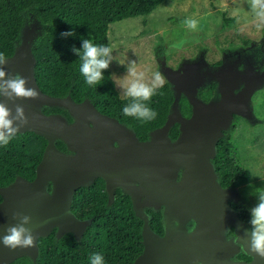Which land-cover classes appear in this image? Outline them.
Masks as SVG:
<instances>
[{
  "label": "water",
  "instance_id": "95a60500",
  "mask_svg": "<svg viewBox=\"0 0 264 264\" xmlns=\"http://www.w3.org/2000/svg\"><path fill=\"white\" fill-rule=\"evenodd\" d=\"M34 23L25 24L14 52L6 57L8 71L28 77V86L35 88L39 97L7 101V105L13 114L16 104L24 107L28 122L17 132L31 131L48 142L32 180L17 175L11 184L0 186V226L16 223L12 219L14 212L28 214L36 223H47L34 229V245L30 248L10 250L0 244V264H9L24 255L35 259L38 239L54 228L57 237L70 232L79 239L92 218L82 219L73 213L74 193L78 187L90 185L98 175L106 180L108 204L115 199V188L122 186L131 198L135 214L143 221V249L132 264H264V259L250 252L246 242L250 228L240 221L229 203L238 201L236 193L220 185L211 162L216 143L234 115L251 117L249 100L262 85L264 71L248 70L238 92L235 89L239 75L232 66L215 72L220 97L208 102L197 96L198 88L204 84L198 65L169 71L174 104L162 126L151 131L150 140L139 142L130 128L100 112L90 100L75 101L70 95L52 96L41 90L34 75ZM181 92L192 107L188 118L176 104ZM43 105L66 108L74 121L68 123L60 114L43 113ZM176 122L180 132L171 142L168 132ZM121 137H127L129 142L111 148L109 143L117 139L120 142ZM56 139L76 153L58 149ZM180 168L184 170L177 179ZM162 205L164 231L159 234L151 228L145 209H159ZM190 220L194 225L188 229ZM232 226L250 260L231 259L239 252V246L225 240L224 232Z\"/></svg>",
  "mask_w": 264,
  "mask_h": 264
},
{
  "label": "trees",
  "instance_id": "16d2710c",
  "mask_svg": "<svg viewBox=\"0 0 264 264\" xmlns=\"http://www.w3.org/2000/svg\"><path fill=\"white\" fill-rule=\"evenodd\" d=\"M167 0H0V52L9 56L20 41L21 30L25 24L38 22L41 34L36 38L32 51L36 57L34 75L42 91L52 96L70 95L75 101L88 99L102 113L116 118L130 128L138 139L147 140L150 133L165 122L174 104L175 94L170 82L158 90L152 97L150 107L156 110L157 117L144 121L125 116L122 109L130 99L121 95L111 77L110 69L104 71V80L96 86H89L80 72L81 60L72 51L80 49L84 39L94 43L109 45V29L114 22L131 17H142L152 12ZM226 25L235 20L225 16ZM71 31V36L63 37L62 32ZM257 57L256 65L264 71V53L260 49L252 50ZM261 61V62H260ZM215 83L211 81L204 89L198 90V96L205 101L215 97ZM180 112L189 116L191 104L184 94L176 101ZM46 113L66 111L57 106H45ZM179 133L178 123L169 130V136L175 139ZM47 140L31 131L16 132L7 145L0 144V186L11 184L17 175L32 180L35 168L41 159ZM229 134L217 143L216 155L212 163L218 173V181L231 186L233 180L232 157L229 149L232 145ZM58 148L66 150L61 140ZM229 150V151H228ZM228 157V160L227 158ZM221 163L226 167L220 173ZM104 180L97 177L90 185L76 189L71 209L79 218H92L79 239L67 232L56 236L54 228L50 234L38 239V255L35 259L24 255L9 264H91L94 253L104 257V264H132L143 249L142 224L132 207L130 197L121 189H116L115 199L108 204L104 189ZM1 200V196H0ZM240 221L248 228L250 211L241 201L232 202ZM151 228L163 234L164 222L161 210L147 208ZM232 232V228L230 232ZM235 260H250L251 256L239 252Z\"/></svg>",
  "mask_w": 264,
  "mask_h": 264
},
{
  "label": "rangeland",
  "instance_id": "374dc122",
  "mask_svg": "<svg viewBox=\"0 0 264 264\" xmlns=\"http://www.w3.org/2000/svg\"><path fill=\"white\" fill-rule=\"evenodd\" d=\"M223 12L235 22L226 25ZM186 19L197 21L195 30L185 25ZM34 24L36 34L31 46L42 28L40 23ZM109 42L113 48L109 69L121 95L124 94L119 85L129 61H135L147 77L159 71L168 82L169 71L188 64L198 65L204 84L214 81V73L227 66H232L243 81L248 70L256 71L251 67L250 50L260 49L264 53V23L252 12L250 0H167L145 16L112 23ZM249 106L250 118L234 115L223 131L232 138L233 146L228 151L234 166L232 187L220 185L234 190L250 211L258 203L256 190H264V81L254 90ZM223 164L219 166L220 173L227 170ZM234 228L232 233L224 232V239L232 240L239 251L246 253Z\"/></svg>",
  "mask_w": 264,
  "mask_h": 264
},
{
  "label": "clouds",
  "instance_id": "9594fccd",
  "mask_svg": "<svg viewBox=\"0 0 264 264\" xmlns=\"http://www.w3.org/2000/svg\"><path fill=\"white\" fill-rule=\"evenodd\" d=\"M250 8L257 19L264 23V0H250ZM185 25L195 30L197 21L186 19ZM74 33L62 32L61 36L67 37ZM72 51L80 58V72L89 86H96L104 80V71L113 60V48L110 45L94 43L92 39H84L80 49L73 47ZM8 58L0 52V144L7 145L20 127L28 122L24 107L15 105V114L8 107L7 101L16 99H37L39 92L28 86V77L19 73L9 72L7 69ZM165 76L156 71L147 77L145 71L138 69L135 61H129L126 75L119 85L123 94L130 99L122 112L125 116L135 117L144 121L154 120L158 113L150 107V102L158 90L166 84ZM258 203L250 210V231H247V243L250 252L264 259V190H256ZM12 219L16 221L7 227L0 226V244L10 250L17 248H30L34 245V229L42 226L47 221L36 223L33 218L21 212H14ZM91 264H104V257L94 253ZM199 264V261L196 262Z\"/></svg>",
  "mask_w": 264,
  "mask_h": 264
},
{
  "label": "flooded vegetation",
  "instance_id": "af4514ba",
  "mask_svg": "<svg viewBox=\"0 0 264 264\" xmlns=\"http://www.w3.org/2000/svg\"><path fill=\"white\" fill-rule=\"evenodd\" d=\"M252 50H250V52H251ZM256 56L254 55V53H252L251 52V57H250V59H251V64L253 65V66H251V67H253L255 70H259V71H262V68H260L259 67V65H256V64H254V63H257L256 61ZM261 62V61H260ZM214 83H215V87H216V89H215V97H214V99L213 100H216V99H218L219 97H220V91H219V87H218V85H219V82L217 81V80H214L213 81ZM210 82H208L207 84H203L202 86H200V90L201 89H204V87L205 86H207L208 84H209ZM243 85H244V80L242 81V79L239 77V80H238V84H237V87L236 88H239V89H241L242 87H243ZM198 89V90H199ZM237 91V90H236ZM44 92V91H43ZM238 92V91H237ZM197 96H198V91H197ZM199 97V96H198ZM201 100H203L201 97H199ZM204 102H208V101H205V100H203ZM94 105V104H93ZM45 106H48V105H43V107H42V111H43V113H45V114H55V112H49V113H46L44 110H43V108L45 107ZM57 107H59V106H57ZM62 109H64L65 111H66V114H61V113H57L56 112V114H60L61 116H63L67 121H68V123H71L72 121H74V118L72 117V116H70V114H69V111L66 109V108H64V107H61ZM191 114H192V107H191V113H190V115L189 116H185V115H183L184 117H190L191 116ZM177 123V122H176ZM175 124V123H174ZM173 124V125H174ZM172 125V126H173ZM90 126L91 127H93L94 125H93V123L92 122H90ZM171 126V127H172ZM179 126H180V124L178 123V128H179ZM170 127V128H171ZM170 130V129H169ZM179 132H180V130H179ZM178 135H179V133H178ZM178 135H177V137H178ZM168 136H169V132H168ZM176 137V138H177ZM223 137H225V134H223L219 139H218V141L221 139V138H223ZM137 138V137H136ZM169 138H170V140H171V142H174L175 140H176V138L175 139H172L170 136H169ZM47 140V139H46ZM58 140H60V139H56L55 140V145L57 144V141ZM137 140L139 141V142H144V141H146V140H140V139H138L137 138ZM147 140H150V137L147 139ZM62 141V140H61ZM124 141H126V142H129V140H128V138L127 137H121V141L119 142V140L117 139V140H112L110 143H109V145L111 146V148H114V149H117V148H119V147H121L122 146V142H124ZM218 141H217V143H218ZM47 142H48V140H47ZM63 142V141H62ZM216 143V144H217ZM47 144V143H46ZM56 147H58L57 145H56ZM58 149H60V148H58ZM61 150V149H60ZM216 150H217V147H216ZM63 152H65V153H72V154H75L76 152L75 151H70V150H68L67 149V147H66V150H62ZM215 155H216V153H215ZM214 158V157H213ZM212 158V159H213ZM212 159H211V162H212ZM213 164V163H212ZM183 170H184V168H180L179 169V171H178V174H177V179H180V177L182 176V172H183ZM97 177H101L103 180H104V189H105V191H106V180L103 178V176H101V175H98V176H96L95 177V179L97 178ZM94 179V180H95ZM93 180V181H94ZM217 180H218V178H217ZM219 182V181H218ZM220 183V182H219ZM135 185L136 186H138V182H135ZM224 188H226V187H224ZM116 189H121L123 192H124V190H123V187L122 186H117L116 188H115V191H116ZM107 193V192H106ZM124 193H126V192H124ZM127 194V193H126ZM128 195V194H127ZM108 196V195H107ZM129 196V195H128ZM130 197V196H129ZM131 199V198H130ZM238 201H240V200H238ZM232 202H234V201H229V203H230V205H232ZM147 208H152V207H147ZM146 208V209H147ZM163 208H164V205H162L159 209H155V210H161L162 211V215H163ZM145 209V210H146ZM154 209V208H153ZM74 213V212H73ZM163 222H164V220H163ZM187 225V228L188 229H191L192 227H193V225H194V222L192 221V220H190V221H188V223L186 224ZM232 228V227H231ZM231 228H229L228 229V233L230 232V229ZM233 232V231H232ZM231 232V233H232ZM239 252H241V251H239ZM238 252V253H239ZM237 253V254H238Z\"/></svg>",
  "mask_w": 264,
  "mask_h": 264
}]
</instances>
